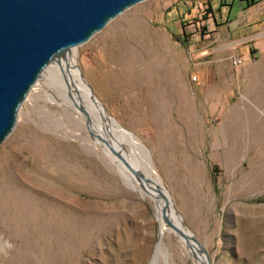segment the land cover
Returning a JSON list of instances; mask_svg holds the SVG:
<instances>
[{"label":"rangeland","instance_id":"374dc122","mask_svg":"<svg viewBox=\"0 0 264 264\" xmlns=\"http://www.w3.org/2000/svg\"><path fill=\"white\" fill-rule=\"evenodd\" d=\"M73 48L108 115L150 151L209 263L264 264V0H145ZM42 82L0 144V264H148L158 202ZM132 161L148 172L141 155ZM172 229L164 244L195 264Z\"/></svg>","mask_w":264,"mask_h":264},{"label":"water","instance_id":"95a60500","mask_svg":"<svg viewBox=\"0 0 264 264\" xmlns=\"http://www.w3.org/2000/svg\"><path fill=\"white\" fill-rule=\"evenodd\" d=\"M145 0H0V144L13 132L19 109L46 68L71 48L89 41L128 8ZM90 98L99 106L91 85ZM111 121L110 116H101ZM154 196L149 181L104 139ZM159 202V197H155ZM168 225L187 237L184 230Z\"/></svg>","mask_w":264,"mask_h":264},{"label":"bare ground","instance_id":"6f19581e","mask_svg":"<svg viewBox=\"0 0 264 264\" xmlns=\"http://www.w3.org/2000/svg\"><path fill=\"white\" fill-rule=\"evenodd\" d=\"M70 53L71 51L56 58L46 68L29 94L31 92L33 93L38 87H45V82L39 83L42 78H44V81H46V83L50 79L51 83H53L56 88V93L51 90L49 91L50 97L59 102L62 106L69 107L73 111H76L78 117H80L84 121H87L89 128L96 136V141L101 143L104 148L106 147L104 143L101 142V140L104 141L106 137L110 139V137L113 135L111 131L119 136L118 139L113 135V138H115V140L117 141L118 148L121 150L126 159L128 158L131 160L132 164L129 161L131 166L137 169L142 177L145 176L144 174L148 175L149 181L145 182L147 188H153L155 190V192H153L154 196L159 197V202L157 203V219L160 224V239L158 244H156L154 254L148 264H187V261H185V257L183 256H180L181 262L176 260L175 253L170 249V247L164 244V235L167 231H170L167 218L170 222L171 219L174 220L176 222V225L182 230L185 231V229L182 223L183 218L177 211L174 201L170 196V192L162 183L160 175L153 168L150 151L132 132L122 127V125H120V123H118L114 118L111 117V121L101 120L102 114L105 117L109 115L100 101L99 106H97L91 100L89 96L90 90L88 88V85L84 81L85 78L82 75V71H80L77 65V54L71 56ZM100 122H102L103 129H101V126L99 124ZM99 131L104 134V137L100 134ZM108 154L118 164L123 178L126 180V182L134 190H136L142 198H145V190H143L139 186L136 176H134V174H132L117 157H113L109 151ZM140 155L145 161L148 172L143 171L142 169L139 170L137 166H135L136 164L132 161V157H136L139 159ZM186 234L187 237H184V239L187 244L182 243L183 245L181 247L183 253L185 255H191L195 264H210L207 260L206 255L198 249L197 245L194 242H191V234L187 232Z\"/></svg>","mask_w":264,"mask_h":264},{"label":"built area","instance_id":"2783aa9c","mask_svg":"<svg viewBox=\"0 0 264 264\" xmlns=\"http://www.w3.org/2000/svg\"><path fill=\"white\" fill-rule=\"evenodd\" d=\"M231 61L235 67H238L243 63V59L241 57H238V56H232Z\"/></svg>","mask_w":264,"mask_h":264}]
</instances>
